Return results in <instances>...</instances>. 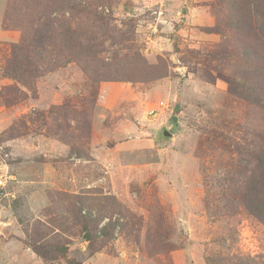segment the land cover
Wrapping results in <instances>:
<instances>
[{"label": "rangeland", "instance_id": "rangeland-1", "mask_svg": "<svg viewBox=\"0 0 264 264\" xmlns=\"http://www.w3.org/2000/svg\"><path fill=\"white\" fill-rule=\"evenodd\" d=\"M227 2L0 0V264H264V24Z\"/></svg>", "mask_w": 264, "mask_h": 264}, {"label": "trees", "instance_id": "trees-1", "mask_svg": "<svg viewBox=\"0 0 264 264\" xmlns=\"http://www.w3.org/2000/svg\"><path fill=\"white\" fill-rule=\"evenodd\" d=\"M227 4L230 7V15H229V27L231 29H240V30H248V32L255 29V26L258 21H260L262 24H264V0H227ZM64 9V8H62ZM74 6H69V10H74ZM257 20V21H256ZM259 23V22H258ZM261 27V26H260ZM25 42V40H24ZM25 43L22 44H16L14 49V57L10 61L12 63V67L8 71L7 77L11 79L21 80L25 77L27 73H33V71L27 72L28 68L25 65L24 60H21L19 58V55L22 52V47ZM31 48V46H29ZM33 48V47H32ZM27 60H29L27 58ZM27 72V73H26ZM259 168L262 167L264 170V156L259 158L258 163ZM261 184L264 186V177L261 179ZM254 189L251 187L250 194L252 197H256L260 199L261 202H259L256 206L252 208V213L256 216H259L264 219V198L259 197V194L261 192L256 191V187L258 185V182L256 180L253 181ZM90 225L91 223L89 221H85L83 225V229L85 231L86 237L93 241V237L90 236ZM110 232L109 227L104 228V232ZM108 232V233H109ZM33 249V252L42 258L46 264H55L60 257H66L68 247L64 245H44V244H36L35 246L31 247ZM211 264H251L250 262L244 263L242 259H236L234 261H231V263H227L224 261V259H218L217 257H212L208 260ZM68 264H80L76 260H70Z\"/></svg>", "mask_w": 264, "mask_h": 264}, {"label": "built area", "instance_id": "built-area-1", "mask_svg": "<svg viewBox=\"0 0 264 264\" xmlns=\"http://www.w3.org/2000/svg\"><path fill=\"white\" fill-rule=\"evenodd\" d=\"M0 186H1L2 188L5 187V180H4V177H3V176L0 177Z\"/></svg>", "mask_w": 264, "mask_h": 264}, {"label": "water", "instance_id": "water-1", "mask_svg": "<svg viewBox=\"0 0 264 264\" xmlns=\"http://www.w3.org/2000/svg\"><path fill=\"white\" fill-rule=\"evenodd\" d=\"M163 135H164V137H168V138L172 137V134L168 131H164Z\"/></svg>", "mask_w": 264, "mask_h": 264}]
</instances>
